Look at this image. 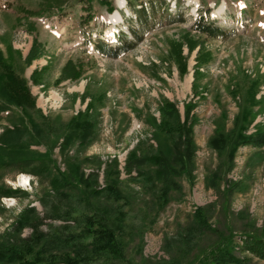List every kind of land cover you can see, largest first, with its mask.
Listing matches in <instances>:
<instances>
[{
  "label": "rangeland",
  "instance_id": "obj_1",
  "mask_svg": "<svg viewBox=\"0 0 264 264\" xmlns=\"http://www.w3.org/2000/svg\"><path fill=\"white\" fill-rule=\"evenodd\" d=\"M167 2L170 13L176 18L182 16L186 22H158L133 51L110 59L91 47H83L84 39L78 29L82 11L75 0H0V76L6 64L27 79L32 72L45 68L41 85L30 83L37 111H23L0 95V107L5 109L0 113V135L12 126L25 125L30 130L25 142L31 151L49 154L61 171H67V164L60 149L64 134L60 127L87 111L89 103L94 105L90 114L95 122L93 142L88 148H77L75 144L67 154H76L74 163L81 164L85 173L97 172L101 186L104 166L99 168L96 160L106 162L117 157L124 166L128 153L140 141L156 145L151 122L154 117L160 120L163 100L175 103L183 120L187 105H194V182L185 179L181 199L170 203L160 214L149 209L145 202L148 197L139 193L142 191L137 183L123 184L138 197L131 201L126 233L129 249L126 262L121 264H199L219 243L220 235L232 232L240 244L244 233L264 231V147H239L228 170L227 154L219 155L209 144L219 127L232 131L245 108L255 114L253 120L249 119L247 135L264 131V0ZM114 3L115 9L110 12L99 0L93 2L95 21L91 25L96 29L109 23L102 34L100 29L94 32L93 39L106 38L110 42L114 40L109 38L112 33L122 29L129 33L126 17L135 19L134 14L126 0ZM206 9L218 19L219 26L235 35L207 39L192 31V20ZM116 13L122 17L118 23L112 20ZM34 40H38L42 56L28 65L25 59ZM111 46L118 47V43L113 41ZM69 63L83 65L78 80L64 78ZM33 122L43 129L35 138ZM36 139L39 144L34 143ZM1 153L6 154V150ZM3 160L7 161L5 156ZM218 172L226 175L229 183L223 181L217 188H208L207 178ZM21 173L16 165H0V192L14 189L11 182ZM28 175L32 179L28 196L18 193L13 206H5L0 193V235L29 207H36L46 218L41 199L51 190L49 183L32 173ZM232 184L235 186L229 191L228 185ZM197 207H207L216 234L191 230V216ZM136 231L134 240L131 232ZM30 232L25 230L24 236ZM250 264L264 261L252 258Z\"/></svg>",
  "mask_w": 264,
  "mask_h": 264
},
{
  "label": "trees",
  "instance_id": "obj_2",
  "mask_svg": "<svg viewBox=\"0 0 264 264\" xmlns=\"http://www.w3.org/2000/svg\"><path fill=\"white\" fill-rule=\"evenodd\" d=\"M81 6L78 29L84 39L83 47L88 50L90 44L103 57L119 59L133 51L159 22L167 20L168 24L184 23L182 17H174L167 0H126L133 17H127L129 33L123 30L114 34L118 47L111 46L106 39H93V33L100 34L108 26H92L95 21L93 2L95 0H75ZM101 5L113 12L114 0H99ZM181 5V3H179ZM210 18V9L199 11L192 20L191 30L207 39H228L235 32L228 31ZM190 30V31H191ZM190 49L193 48L191 44ZM42 56L38 40L33 45L25 61L28 65ZM203 60L200 64L206 62ZM82 64L69 63L64 69V78L78 80L83 73ZM42 70L34 71L27 79L19 75L6 64L0 76V95L6 101L23 111L38 110L36 99L31 93L30 83L41 85ZM184 67V71H185ZM197 72L198 69H197ZM196 75V72H195ZM254 102L257 100L253 98ZM251 105H254L253 103ZM194 105L188 104L185 120L172 101L165 99L160 104V120L152 119L153 138L156 145L149 141H140L132 149L124 162L115 157L106 162L96 160L99 168L104 166V186L100 185L97 172L85 173L81 164L74 163L76 154L67 152L77 144V148H88L95 134V122L90 118L93 103L87 111L80 112L69 123L60 128L61 154L67 164V171H61L49 154L40 155L32 152L25 142L30 130L25 125H15L0 135V165H16L22 173H32L42 181L47 180L50 191L45 192L41 204L46 208V218L41 217L36 207L25 209L7 230L0 235V264H121L126 262L129 244L127 242V224L132 199L138 196L130 194L124 183H137L147 195V206L151 211L163 212L173 201L183 196V181L194 182L196 170L197 147L194 140V126L191 111ZM5 111L0 107V113ZM40 112V111H39ZM242 117L236 122L232 131L226 132L219 127L210 139V148L227 154V167L230 169L239 147L251 145L264 147V131L256 135H247L248 124L255 118L249 108H245ZM250 119V120H249ZM33 138L43 129L32 123ZM54 129L50 128L52 133ZM39 144L40 142H34ZM6 150V154H2ZM49 152V151H48ZM3 156L7 161L3 160ZM88 161V160H87ZM125 176V178H123ZM226 175L213 173L207 178L208 188H217L227 182ZM235 185H228L231 191ZM3 197H14L18 193L28 196L21 190L1 189ZM134 196V197H133ZM2 208L0 207V210ZM207 207H197L191 216V230L201 234H216L210 224ZM50 220L51 223H45ZM60 222V225H56ZM25 230L30 234L24 236ZM134 240L137 231L131 232ZM232 232L220 235L219 243L211 248L199 264H250L252 258L264 261V231L260 234L244 233L242 240L236 243ZM238 254L251 257L241 258Z\"/></svg>",
  "mask_w": 264,
  "mask_h": 264
},
{
  "label": "bare ground",
  "instance_id": "obj_3",
  "mask_svg": "<svg viewBox=\"0 0 264 264\" xmlns=\"http://www.w3.org/2000/svg\"><path fill=\"white\" fill-rule=\"evenodd\" d=\"M196 2V1H195ZM124 2L121 4V6L123 7L124 6ZM122 19V17L120 16L119 13H116L115 15L112 16V20L114 23H118L120 20ZM29 180V177L28 176H24V177H21L19 179V183L22 184V185H25L27 183V181Z\"/></svg>",
  "mask_w": 264,
  "mask_h": 264
},
{
  "label": "built area",
  "instance_id": "obj_4",
  "mask_svg": "<svg viewBox=\"0 0 264 264\" xmlns=\"http://www.w3.org/2000/svg\"><path fill=\"white\" fill-rule=\"evenodd\" d=\"M30 183L28 182L27 185L25 186V188L30 187ZM2 202L5 206H13L15 203V200L13 199H2Z\"/></svg>",
  "mask_w": 264,
  "mask_h": 264
}]
</instances>
